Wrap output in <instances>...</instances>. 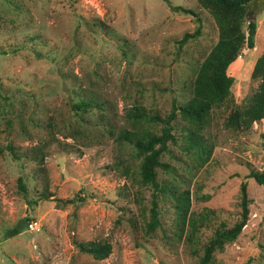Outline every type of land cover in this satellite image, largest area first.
<instances>
[{
    "label": "rangeland",
    "instance_id": "1",
    "mask_svg": "<svg viewBox=\"0 0 264 264\" xmlns=\"http://www.w3.org/2000/svg\"><path fill=\"white\" fill-rule=\"evenodd\" d=\"M254 4L246 11L253 47L226 69L231 102L213 109L202 131L209 161L200 167L184 152L176 118L177 145L168 144L167 168L156 170L159 184L188 191L192 213L212 212L187 240L185 230L176 237L166 195L155 196L159 226L145 233L152 189L137 182L138 158L116 136L130 128L129 107L164 117L173 100L186 101L193 71L216 40L210 16L194 0H0V264H198L212 229L238 218L242 180L247 221L208 264H264V189L245 179L264 172V118L243 131L223 126L229 107L256 87L249 73L262 48L264 0ZM169 5L198 14V37L178 44L198 23ZM82 93L104 101L103 119L96 109L72 108ZM36 151L39 163L31 160ZM97 240L111 247L100 261L74 246Z\"/></svg>",
    "mask_w": 264,
    "mask_h": 264
},
{
    "label": "trees",
    "instance_id": "2",
    "mask_svg": "<svg viewBox=\"0 0 264 264\" xmlns=\"http://www.w3.org/2000/svg\"><path fill=\"white\" fill-rule=\"evenodd\" d=\"M167 3V0H163ZM251 0H194L197 7L205 11L213 21L216 30V40L202 60L196 65L191 80L187 86L188 98L186 101H172L169 112L164 117L156 113L145 112L142 106H132L126 110L125 116L129 129H123L116 136V141L130 146L133 155L138 158L136 175L141 186L152 189V199L148 209V219L143 224L146 234L152 233L158 226L157 205L155 196L166 195L176 216V237L184 230L186 239L195 233L205 220H210V210L198 212L190 211L189 193L172 184H159L157 182V169H166L167 165L161 162L164 154L169 152L168 144L177 145L178 137L173 132L172 122L179 118L183 122L180 126V144L184 152L194 162L202 167L210 159L211 146L203 138L202 131L207 124L210 112L213 109L228 106L231 102L229 88L232 78L227 75V67L236 59L242 49L253 47L255 23L246 20V11ZM258 7V6H257ZM172 12L192 16L198 26L192 33H183L178 40L181 46L189 39L200 34L201 19L191 9L181 6H170ZM249 79L256 82L255 89L244 98L241 105L230 106L223 126L232 131L248 129L252 123L264 118V37L259 55L255 58L249 73ZM104 101L97 100L84 93L79 100L71 106L75 110L87 111L96 109L98 118L105 117ZM151 125H158V133L154 132ZM108 135H111V126L108 125ZM12 152L10 146L5 147ZM12 155H16L12 152ZM42 153L36 151L31 160L39 163ZM245 179H249L264 189V172L250 170ZM17 186L24 191L21 178L17 179ZM239 214L238 218L230 225L225 226L220 222L216 225L204 243L200 244L201 255L198 264H208L214 252H220L226 243L233 242L244 227L248 218V199L246 195L245 180L240 181L239 187ZM44 187L41 197L49 198ZM55 201H58L55 199ZM59 202V201H58ZM64 204L70 200L62 201ZM26 222L28 220H25ZM25 222V225H26ZM77 250L90 256L93 260L100 261L108 257L111 251L110 244L104 240L75 242Z\"/></svg>",
    "mask_w": 264,
    "mask_h": 264
},
{
    "label": "built area",
    "instance_id": "3",
    "mask_svg": "<svg viewBox=\"0 0 264 264\" xmlns=\"http://www.w3.org/2000/svg\"><path fill=\"white\" fill-rule=\"evenodd\" d=\"M26 226L29 230H37L38 229V225L35 221H27Z\"/></svg>",
    "mask_w": 264,
    "mask_h": 264
},
{
    "label": "water",
    "instance_id": "4",
    "mask_svg": "<svg viewBox=\"0 0 264 264\" xmlns=\"http://www.w3.org/2000/svg\"><path fill=\"white\" fill-rule=\"evenodd\" d=\"M260 0H256V4H254V7H256L257 6V3L259 2Z\"/></svg>",
    "mask_w": 264,
    "mask_h": 264
}]
</instances>
